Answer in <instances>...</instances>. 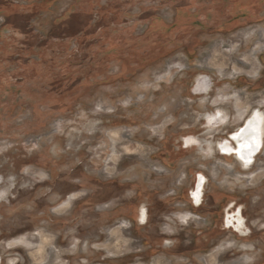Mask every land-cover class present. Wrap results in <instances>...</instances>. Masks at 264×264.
Wrapping results in <instances>:
<instances>
[{
	"label": "rangeland",
	"instance_id": "1",
	"mask_svg": "<svg viewBox=\"0 0 264 264\" xmlns=\"http://www.w3.org/2000/svg\"><path fill=\"white\" fill-rule=\"evenodd\" d=\"M248 1L0 0L1 264H264V147L218 150L264 114Z\"/></svg>",
	"mask_w": 264,
	"mask_h": 264
},
{
	"label": "flooded vegetation",
	"instance_id": "2",
	"mask_svg": "<svg viewBox=\"0 0 264 264\" xmlns=\"http://www.w3.org/2000/svg\"><path fill=\"white\" fill-rule=\"evenodd\" d=\"M248 3H249V1L247 0V4ZM200 87L201 86H199V84L196 83L195 92L201 93V88ZM220 99H222V98H220ZM238 114H244V112L241 111V112H238ZM253 114H262V113L259 110L251 112L245 119H243L242 124L235 131H237L240 128H242L245 125L246 121ZM213 115H218V117H219L218 118V124L217 125L226 126L227 120H226L225 117H221L220 114H219V112H217L215 114H212V115H208L207 118H209V116H213ZM262 115L264 117V114H262ZM260 128H261V142L259 143V146H258V149L256 151V154H253V157H252L253 160L248 165L244 166L242 164V160H240L239 158H237L236 154L233 153V152H230L229 154L228 153H222L220 151V145H222L223 143H219L218 144L219 155L224 156V157H228V158H230V159H232V160H234L236 162L239 161L241 163V166L243 167L244 170H250L252 168L254 162H255V159L259 156L260 152L262 151V149L264 147V120L260 124ZM235 131L232 132V133H229L228 134V137L226 138L227 141H229L231 143V145H232L233 148L235 147V143L233 142V140L230 137L235 134ZM187 139H190L191 143H185V144L187 145V148H191L192 147V144L194 143L195 140L193 138H187ZM111 141L113 143L115 140L113 139ZM114 154H116V151H113L112 152V155H110V158L112 159V161H113V157L112 156H114ZM203 179H204V177L202 175H199L198 178L195 179V182H194V185H193V189H195L196 182H197V188H199L200 186L204 187L205 179H204V181H203ZM202 197H203V194H201L199 191H196V192L194 191L192 194H189V198H190L192 204L195 207H198V206H200L202 204ZM146 216H147L146 213H144L142 215L143 220H145L144 223H146ZM222 223H223V225L225 226L226 229H231V231L233 233L239 234L242 237H246L247 234H248L247 233V230H246V227H245L244 220L241 217L240 210H238L236 213L232 212L231 214L229 213V211H227L225 213V216L223 217ZM112 233L114 234L115 231H113ZM0 264H1V260H0Z\"/></svg>",
	"mask_w": 264,
	"mask_h": 264
},
{
	"label": "bare ground",
	"instance_id": "3",
	"mask_svg": "<svg viewBox=\"0 0 264 264\" xmlns=\"http://www.w3.org/2000/svg\"><path fill=\"white\" fill-rule=\"evenodd\" d=\"M218 118V115L209 116V118H207L208 125H217ZM263 120L264 117L262 114H253L246 121L245 125L235 131V134L230 137L235 143V147L233 148L231 143L226 139L223 144L220 145V151L228 154L233 152L236 154L237 158L242 160L244 166L248 165L253 160V154H256L259 143L261 142L260 124ZM185 143H191L190 139H186Z\"/></svg>",
	"mask_w": 264,
	"mask_h": 264
}]
</instances>
